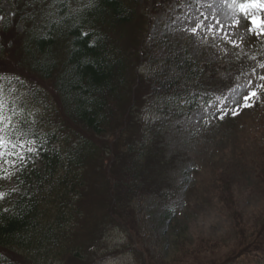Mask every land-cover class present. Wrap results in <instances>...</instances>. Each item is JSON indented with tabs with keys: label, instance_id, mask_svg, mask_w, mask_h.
<instances>
[{
	"label": "trees",
	"instance_id": "16d2710c",
	"mask_svg": "<svg viewBox=\"0 0 264 264\" xmlns=\"http://www.w3.org/2000/svg\"><path fill=\"white\" fill-rule=\"evenodd\" d=\"M146 1L0 0V36L21 24L13 37L20 61L52 86L44 91L36 81L0 75L2 88L20 95L21 107L41 108L16 127L35 142L31 160L16 164L10 185L0 178V264H53L68 253L79 260L81 220L86 201L96 194L89 172L97 167L104 172L100 208L117 227L123 222L113 209H133L143 229L150 218L140 208L146 199L166 206L177 196L165 177L151 184V172L174 157L167 153L169 127L178 130L200 102L214 99L216 75L186 46L148 32ZM171 1L152 3L162 9ZM3 4L13 16L4 13ZM130 36L132 50L125 44ZM143 113L151 118L145 120ZM138 124L139 135L128 141ZM153 148L165 154L159 163L149 161ZM5 160L0 158V171ZM107 164L119 171L117 178L108 177ZM250 247L241 252L249 256L242 258L245 264H264Z\"/></svg>",
	"mask_w": 264,
	"mask_h": 264
},
{
	"label": "rangeland",
	"instance_id": "374dc122",
	"mask_svg": "<svg viewBox=\"0 0 264 264\" xmlns=\"http://www.w3.org/2000/svg\"><path fill=\"white\" fill-rule=\"evenodd\" d=\"M152 1L143 3L144 13L149 10L148 32L168 36L186 46L194 59L214 67L217 94L208 103L200 102L188 118L180 121L178 130L169 127L167 153L174 157L168 165L153 170L149 181L157 185L165 177L173 184L177 196L170 205H156L146 199L140 205L150 215L144 230L139 228L133 209H113L123 222L117 227L101 211L98 195L104 172L97 167L94 173L89 172L93 194L96 192L92 199L96 201H86L79 228L81 258L68 253L53 264H224L229 260L245 264L242 258L249 256L241 252L247 253L246 245L254 248L255 259L264 260V32L258 27L249 30L253 25L239 9L244 0H172L162 9ZM1 8L13 16L7 4ZM250 12L258 25L264 20V8L257 6ZM217 21L223 30L210 31ZM197 23L202 27L193 34L191 28ZM10 30L0 36V75L28 83L36 81L44 91H50L51 83L41 82L20 61L13 37L21 32V24ZM127 43L131 50L135 48L132 36L125 39ZM252 91L256 96L245 100ZM14 93L0 85V136L11 141L0 148V158L6 159L0 171L5 186L12 183L16 164H26L35 152V142L21 136L16 127L41 111L28 103L21 107L20 95ZM148 114L143 113L142 118H151ZM138 127L128 141L135 139L134 133L139 135ZM150 152V162L159 163L165 155L154 148ZM107 165L108 177L117 178L119 171ZM166 209L170 216L162 219Z\"/></svg>",
	"mask_w": 264,
	"mask_h": 264
},
{
	"label": "snow or ice",
	"instance_id": "6c2138e0",
	"mask_svg": "<svg viewBox=\"0 0 264 264\" xmlns=\"http://www.w3.org/2000/svg\"><path fill=\"white\" fill-rule=\"evenodd\" d=\"M259 6L260 8H264V0H244V2H241L239 4V9L240 12L247 18L250 20L251 24L253 25V28L249 29L250 31H254L257 29V27L259 28L260 32H264V20L260 21L259 25L257 23V18L254 16V14H252L250 12V9H253L255 7ZM202 27V25L200 23H197L195 27L191 28V32L193 34H195L200 28ZM212 28H216L217 31H222L223 30V25L219 24V21H217V25H213L209 27V30L211 31ZM225 36H227V34L225 33ZM234 43V42H233ZM262 67H264V65H262ZM0 79H3V77H0ZM261 79H264V77H262ZM256 96V92L252 91L249 93V96L245 97V100H248L252 97ZM248 106V105H246ZM232 114L235 115L236 112L233 110ZM221 119L223 118V116L220 117ZM6 143H11V141H5L3 139L2 136H0V148L4 147ZM16 145L13 144V147H15ZM29 151H33V149L29 148ZM0 155H2V153H0ZM23 158V157H21Z\"/></svg>",
	"mask_w": 264,
	"mask_h": 264
}]
</instances>
